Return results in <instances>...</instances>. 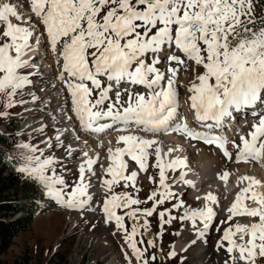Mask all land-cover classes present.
<instances>
[{
	"label": "rangeland",
	"instance_id": "1",
	"mask_svg": "<svg viewBox=\"0 0 264 264\" xmlns=\"http://www.w3.org/2000/svg\"><path fill=\"white\" fill-rule=\"evenodd\" d=\"M164 1L157 0V5L154 3L149 5L145 0H141V5L135 3V0H69L67 5L54 3L56 13L53 17L57 21V26L62 25L59 40L54 44L50 32H46L47 42L43 32L41 38L34 32L29 42L33 43L38 39V46L31 53L39 54L34 61L18 71L16 68L18 63L7 62L5 59L4 46H11L15 52L20 37L17 36L15 29L9 34V30L0 20V133L8 136L11 141L5 147L6 155L15 160L17 169L31 174L45 185L44 198L38 200L42 204L33 202L37 213L25 229L11 238L9 246L0 254V264L2 262L13 264L16 260L20 261V257L27 259L26 264H45L56 258L55 253L64 256L63 264H103L110 257L118 259V262L121 261L123 264H214L215 257L223 254L225 264H234V254L241 248L245 239L238 230L232 233L233 236L227 237V228L236 221L233 212L225 210V206H229L231 200L228 199L224 206L215 208L213 218L208 219L209 213L212 212L211 199L206 197L204 200L201 198L197 200L196 197H189L187 192L181 194L179 185L183 183L182 178L187 180L193 176L187 175V169L183 165L173 164L172 169L163 166L164 160L160 158V150L156 145L143 147L137 144L133 147L119 138L120 149H127L124 170L115 167L113 163L106 164L103 169L99 163H93L90 168L81 170L83 166L81 161L67 159L70 145L76 143L77 138L69 135V139L73 138L72 143V140L69 141L67 138L64 141L54 139L58 130L49 124V120H61L64 118L62 114L48 115V126L38 130L22 126L32 119V116L28 118L26 111L24 112L23 104L30 99L31 92L39 91L44 85L47 96L51 89L50 85L55 83L52 80L56 77L55 68L60 64L64 66L67 56L73 57L79 64L89 62L97 67L104 59L110 62L118 58V54L124 55L127 45L129 46L127 49L135 55L137 52L146 61L150 69V72H147L150 75L156 71L161 73L159 86L151 92L155 93L158 108L161 103L170 102L167 99L170 96L174 98L176 96L174 92L179 90L177 106L179 105V109L182 110L186 107L187 99L191 100L190 98L198 92L192 87V78L203 80L199 85L204 86L213 80V73L217 69L228 73L224 89L223 77L218 80H222L220 89H223L224 93L229 91L230 87L232 91L233 85L243 76H252L259 83L258 78L246 73L255 72L264 82V0H171L169 3ZM11 2L16 5L20 15L26 13L20 8L17 0ZM39 2L37 9L44 7L47 0ZM40 12L48 15L44 26L37 22L35 12L29 13L34 16L32 20L36 25L41 29L43 27L48 29L51 24V11L49 8H43ZM133 12H138L139 15ZM39 15L38 21L41 22ZM18 23L20 24V21L15 19L17 27ZM173 39L175 41L180 39L183 45L193 46H188L194 52L187 64L185 61L187 58L183 63L178 54L177 61L169 62L168 56L176 54L172 50L162 51L158 59L154 56L155 49H160L164 42L172 43ZM140 56L138 58L142 59ZM97 57L100 60H97ZM48 64L50 68L46 71L44 67L48 68ZM136 66L137 63L133 65L131 72L137 69ZM119 72L122 73L121 70ZM24 77L30 79V84L25 89H19L16 82ZM114 77L119 79L120 75ZM99 79L100 77L95 78V81ZM66 80L70 85L75 84L69 76ZM234 80L236 81L230 86ZM58 81L61 83L62 78ZM244 86L250 85L245 83ZM125 88L124 84L115 85L110 98L99 110L111 114L117 112L113 109L114 104L119 111L122 107H133L142 103L138 98L142 92L140 89L133 88L128 93ZM185 89L189 96L183 97ZM204 89L205 87H202V90ZM231 94H227L224 99ZM128 95L131 96V101L127 99ZM93 96V89L87 91L83 104L92 105ZM146 97L147 93L144 92L143 100ZM69 106L70 101L67 99L65 107ZM46 107L48 105L43 106V109ZM183 117L184 115L182 119ZM256 120L251 119L239 125L237 131L239 139L234 144L235 149L241 150L244 147L247 142L246 136L255 129L252 124ZM123 130L126 133L133 129ZM106 136L109 137L110 134ZM51 137L54 140L52 139L49 150L46 149L45 140ZM193 144L197 145L198 141H194ZM210 147V151L214 152L212 146ZM187 152L190 154L182 151L184 158L188 160L187 166L199 172L194 164L196 158L193 149ZM81 154L77 152L76 155L81 157ZM260 154L258 162L261 159ZM174 159L170 163L176 162L178 157ZM129 170L137 171L136 176ZM206 170L204 169L201 174L206 177L205 182L209 181L207 186L215 187L218 181L211 179L212 173ZM92 174H95L97 184L101 181L103 185L100 190L91 192L95 196L92 200L98 198L99 206L95 209V202L91 200L93 204L90 202V206L93 208L89 214L85 205L80 204V207L75 208L71 207L70 202L78 198L85 199L83 195L85 191H89L88 185L93 180ZM123 191L128 193L127 206H122L120 201ZM46 200L51 201L47 206L43 205ZM185 201L189 204H185ZM61 202L64 208L69 209L63 210L66 214L62 211L63 207H60ZM191 203L200 206L198 209L192 208ZM202 206L205 208L202 209ZM109 207H112V211L108 209ZM47 209L50 210L48 213ZM255 211V215L252 216L253 222L261 223L263 215ZM132 213L139 214L143 219L141 226L135 225ZM101 215L108 221L103 223ZM115 217H119L120 220H114ZM204 225L205 246L193 241ZM147 230L152 235L150 238L146 235ZM179 239H183L187 244L177 250L175 244ZM225 248L228 249L226 253L223 250ZM259 251L256 259L250 260V264H264V246L260 247Z\"/></svg>",
	"mask_w": 264,
	"mask_h": 264
},
{
	"label": "bare ground",
	"instance_id": "2",
	"mask_svg": "<svg viewBox=\"0 0 264 264\" xmlns=\"http://www.w3.org/2000/svg\"><path fill=\"white\" fill-rule=\"evenodd\" d=\"M0 20L4 23L5 28L9 30V34L13 32L15 29L17 31V36H19L20 41H18V47L16 51L14 52L11 46H7L4 50L5 52V59L7 62L11 63H18L17 71L24 66H27L32 60L36 58V56L39 54L31 53V51H34L37 49L38 46V39L35 40L33 43L29 42L31 35L35 32L37 33V36L41 38L42 32L45 38L47 39L48 42V37L46 35V32H50V38L54 40V44L57 43L58 38L62 34V29L61 26H57L56 23L57 21L52 15L53 11V0H50L45 3L44 7L41 9H36L39 6V0L36 1H29V0H17V3H19L20 8H22L23 11H26V13H23V15H20L19 11H17L16 5L12 3V0H0ZM43 8H49L51 13H50V21L51 24H49L48 29H41L38 25H36L34 20H32V15L29 13L35 12L37 22L44 24L45 21L48 20V15L41 13L40 11ZM19 10V9H18ZM39 11V13H38ZM38 14H40V20L38 18ZM15 19H18L20 21V24L17 25L15 24ZM33 22V24H32ZM30 25H33L30 27ZM44 26V25H43ZM193 26V25H192ZM11 29V30H10ZM196 29V28H195ZM15 31V32H16ZM40 40V39H39ZM15 41V40H14ZM13 42V41H12ZM14 43V42H13ZM174 45L178 49V53L182 55L183 60L187 58V61L189 59L190 54H193L192 49L189 48L187 45H183L182 42L179 40L175 39L173 40ZM11 44V42H10ZM15 44V43H14ZM42 44V43H41ZM165 46L167 44H162V48L165 49ZM129 47L128 45L125 47V52L127 54V60H134L137 59L140 61V63L145 66V63L142 61V59H139L137 55H135L130 49H127ZM181 47V49H180ZM41 49V48H40ZM44 49V48H43ZM181 53H180V52ZM42 52V51H40ZM242 52V51H240ZM159 50H156V55H159ZM155 55V56H156ZM40 57V56H39ZM38 57V58H39ZM58 61V58L56 59ZM64 66L67 69H73L75 66H77L76 61L72 58L67 56L64 60ZM184 63V61H183ZM48 68L44 67V70H48L50 68V64L47 66ZM118 70H121L120 77H123L124 72L126 70L125 64L124 63H118L117 66ZM124 68V69H123ZM181 68V66H180ZM185 67H182V69ZM86 68H80V72H83L84 75H87L88 72L84 71ZM123 69V70H122ZM55 78H53V81L57 80V77L59 75L58 68H55ZM79 72V73H80ZM17 74H19L17 72ZM114 75L116 77H119V75L116 74V72L112 73L111 77L108 79V82H113L115 79ZM160 73L156 72L153 75V78L150 80H146L143 77V80L147 84L151 83H156L157 79L159 78ZM187 73L185 77H187ZM225 75V73L223 74ZM253 75V74H251ZM242 76V75H241ZM256 77V75H253ZM239 78V77H238ZM257 78V77H256ZM183 79V77L181 78ZM179 78V80H181ZM30 79L28 77H24L16 82L17 86L19 89H25L29 83ZM191 81V79H190ZM203 80L200 79H193L192 78V83L194 87V90L198 91L197 94L194 95L193 98H190L191 100L188 101L190 104L189 106H198L199 109L198 111H205L204 114L211 113V110L213 109H219L220 108V102L221 99L215 95V94H210L209 92L203 91L201 84ZM260 81V80H259ZM247 83L250 86H247L250 89H256L258 86V81L254 79L252 76H243L239 82H237L235 85H233L232 89V94L228 97L225 98L224 101L225 103L227 102H232L233 101V96L234 94L236 95V98L238 97H243L246 92V86L244 84ZM222 80L217 82L218 88H222ZM225 85V84H224ZM232 86V85H231ZM224 88V87H223ZM174 89V88H173ZM177 89V88H176ZM193 89V88H192ZM231 90V87H230ZM184 92L182 93L183 97H186L189 92L187 90H183ZM203 94H206V97L203 98ZM174 95H176L174 98L169 97L168 100H170L172 103L168 104V106L172 107L175 105L177 97H180L179 90L174 92ZM179 95V96H178ZM189 96V95H188ZM193 96V95H192ZM191 96V97H192ZM226 97V96H225ZM24 112L29 116H32V119L26 120L22 126L23 128L27 129H40L41 127H47L48 126V116L47 113H45V110L43 109L44 105V98L42 95H40L39 91H33L30 94V99L26 101L24 104ZM27 106V107H26ZM59 105L57 104V107H52L53 111L56 110ZM167 106V105H166ZM179 106V105H178ZM167 108V107H166ZM188 109V106L184 108L186 111ZM195 109V108H193ZM51 110V111H52ZM255 109L253 108V111ZM52 111V112H53ZM28 112V113H27ZM89 111L87 110L85 113H83L80 117L79 120H83L86 118L87 113ZM235 112L239 114V111L235 110ZM35 113V114H34ZM60 113V112H58ZM34 114V115H33ZM160 115V114H159ZM35 117V118H33ZM159 117V116H156ZM238 117V116H236ZM237 119V118H236ZM239 119V117H238ZM183 125L185 126V130L183 129H177L173 132H166L164 133V136L160 135L159 133H154V134H147L145 132L141 131H134V130H129L125 133V131L119 130L117 131L114 130L113 132H110V136L107 137L106 135H103V133H91L89 130L91 128V125L87 122L86 123V128H80L79 130L76 129L75 127V122L78 121V118H75L74 116L70 117V114L65 116V119H50L49 124L52 126H55L58 130L57 136H55L54 139H59L61 141H64L66 138L70 141L71 143L73 142V138L69 139V135H73L75 138H77L76 143H72L70 145L69 152L67 154V159L74 160L78 159V161L83 163V166L80 168L81 170H86L92 166L93 163H99L102 167V169L106 166L108 163H113L115 164V167H118L120 169L125 168V164L127 161L126 158V151L120 149L119 146V138H121L127 145H130L133 147L137 144L142 145L143 147H146L148 145H156L159 150H160V158H162L164 161H162L163 166L167 168H171L173 164H176L177 166H182L187 169L186 173L190 177V179H183L182 182L179 185V190L181 194H185L186 192L188 193L189 197H196L197 200L198 198H206L211 199L212 205L211 209L212 212L209 213L208 219L213 218V215L215 214V211L217 208H220L221 206H224L226 204V201L228 199L231 200V204L229 206H225V210H229L230 212H233L236 216V221L233 225L230 224V226L227 228L226 234L227 237L233 236L232 233L238 230V232H242V237L245 239V242L242 243V246L240 249L236 251L235 259H234V264H250V260L256 259V255L258 252H260V247L264 246V154L261 153V159L260 162H258V159H252L248 161H244L241 163H236L234 165H231L230 160H226L223 157H221L219 154H217L214 149L210 151L211 147L207 144H204L202 142L198 141V144L195 145L191 143L189 140H187L186 132L191 130L193 133L197 134L200 132L199 129L195 128V122L192 121L191 119L187 120V116L183 117ZM101 122H104V120H101ZM262 122L259 121L258 125L261 124ZM257 126V125H256ZM255 126V127H256ZM189 129V130H188ZM128 130V129H127ZM179 131V132H178ZM82 133V134H81ZM102 134V136H101ZM107 134V135H109ZM68 135V136H67ZM72 136V137H73ZM80 136V137H78ZM52 137L49 139L45 140V146L46 149L51 148V142H52ZM53 139V140H54ZM75 141V140H74ZM48 142V144H47ZM261 147L264 146V142L260 143ZM72 146V147H71ZM185 146H188L186 148ZM72 148V149H71ZM128 148V147H127ZM192 150L194 152L195 158H196V163H194L197 166V169L200 171H194L196 169L192 168L188 164V160H186V157L184 158V153L189 155L188 150ZM105 150L104 152H102ZM118 150V151H116ZM77 152L82 153L81 157H78L76 154ZM69 155V156H68ZM176 162L174 161L176 158ZM75 161V160H74ZM182 162V164H181ZM91 163V165H90ZM193 164V163H192ZM82 165V164H81ZM191 165V163H190ZM174 167V166H173ZM195 167V166H194ZM101 169V171H103ZM172 169V168H171ZM207 169V172H211L212 176L211 179L213 178L214 180H217L218 183L215 185V187L210 188L207 186V183L205 182V178L201 172ZM130 171V170H129ZM131 172V171H130ZM184 172V171H183ZM132 175L136 176L137 171L133 170ZM185 173V172H184ZM185 173V174H186ZM93 175V174H92ZM206 176V175H205ZM93 180L90 182L89 186V191L84 192V200L82 199H77L73 202L74 207H79L80 204L81 206H86L88 208L89 214H91L90 210H92L93 206H90V202L92 199L95 198V196L91 193L93 191L100 190L102 187V182L100 181L99 184H97V179L95 178V174L93 176ZM179 179V178H177ZM176 179V180H177ZM98 185V186H97ZM98 188H97V187ZM207 186V187H205ZM176 187H178L176 185ZM88 188V187H87ZM205 188V189H204ZM178 190V188H177ZM203 192H200L202 191ZM87 196V197H85ZM79 200H82V202H78ZM128 193L123 191L121 194V204L122 206H127L128 205ZM204 200V199H203ZM223 200V204H222ZM95 202L94 207L95 209L99 206V200L98 198L95 200H92ZM97 201V202H96ZM189 201V200H188ZM91 202V204H93ZM185 204H189L188 202H184ZM211 203V202H210ZM209 203V204H210ZM198 209L200 205L197 204H190V207ZM205 208L202 206V209ZM216 208V209H215ZM51 209V208H50ZM109 210H112V207L108 208ZM201 209V208H200ZM249 209V211H248ZM98 210V209H97ZM259 211L263 215V219L261 223H254L252 216L255 215L256 211ZM50 210L47 209V213ZM95 211V210H94ZM198 211V210H197ZM202 211V210H201ZM97 212V211H96ZM133 212V211H132ZM203 212V211H202ZM210 212V211H209ZM63 213H65L63 211ZM208 213V212H207ZM228 213L225 212V214ZM66 214V213H65ZM69 215V214H67ZM132 218L134 219V223L136 226H141L143 223V219L140 217L139 214L132 213ZM102 222H107L108 219L104 216L101 215ZM117 219L118 221L120 220L119 217H115L114 220ZM105 220V221H104ZM206 223V221H205ZM202 226V225H201ZM200 230V229H199ZM226 230V229H225ZM240 230V231H239ZM225 233V232H224ZM205 225L202 228V231L200 232L199 235H197L196 240L194 239L193 241L195 243H199L205 246ZM146 235L148 238H150L152 235L148 230L146 231ZM187 243L183 239H179V241L175 244V248L178 250L180 248H184ZM207 250V249H206ZM205 250V251H206ZM224 253H226V248L223 249ZM207 254V253H206ZM225 254L223 255H217L214 259V264L215 262L217 264H225L226 259L224 258ZM111 258V257H110ZM109 258V259H110ZM212 258V257H211ZM108 259V260H109ZM105 261L103 264H123L121 261L118 262V259L116 258H111L109 261Z\"/></svg>",
	"mask_w": 264,
	"mask_h": 264
},
{
	"label": "trees",
	"instance_id": "3",
	"mask_svg": "<svg viewBox=\"0 0 264 264\" xmlns=\"http://www.w3.org/2000/svg\"><path fill=\"white\" fill-rule=\"evenodd\" d=\"M10 143V138L0 133V254L9 246L11 238L29 225L35 214L33 202L44 195V185L17 169L14 159L7 157L5 147ZM16 213L20 215L14 217ZM55 255L56 258L45 264H63L64 256ZM20 259L13 264H26L25 257Z\"/></svg>",
	"mask_w": 264,
	"mask_h": 264
},
{
	"label": "water",
	"instance_id": "4",
	"mask_svg": "<svg viewBox=\"0 0 264 264\" xmlns=\"http://www.w3.org/2000/svg\"><path fill=\"white\" fill-rule=\"evenodd\" d=\"M17 214L19 215V213H17ZM17 214H16V215H14V217H15V216H18Z\"/></svg>",
	"mask_w": 264,
	"mask_h": 264
}]
</instances>
